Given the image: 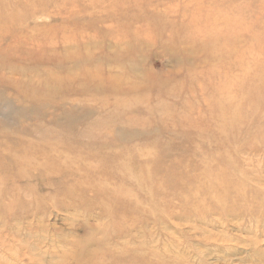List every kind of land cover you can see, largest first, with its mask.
Wrapping results in <instances>:
<instances>
[{
    "label": "rangeland",
    "instance_id": "obj_1",
    "mask_svg": "<svg viewBox=\"0 0 264 264\" xmlns=\"http://www.w3.org/2000/svg\"><path fill=\"white\" fill-rule=\"evenodd\" d=\"M0 264H264V0H0Z\"/></svg>",
    "mask_w": 264,
    "mask_h": 264
},
{
    "label": "bare ground",
    "instance_id": "obj_2",
    "mask_svg": "<svg viewBox=\"0 0 264 264\" xmlns=\"http://www.w3.org/2000/svg\"><path fill=\"white\" fill-rule=\"evenodd\" d=\"M50 90H51V88H50ZM49 95H50V91H49V89L47 88V90L46 91H44L43 93H41V94H36V93H33L32 94V98H34V99H37V100H44V101H47L48 103H52L51 101H53L50 97H49ZM47 105V104H46Z\"/></svg>",
    "mask_w": 264,
    "mask_h": 264
}]
</instances>
